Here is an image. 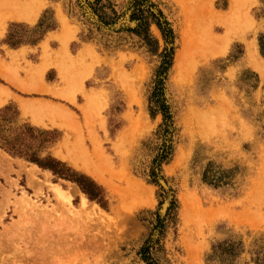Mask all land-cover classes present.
<instances>
[{
  "label": "rangeland",
  "instance_id": "obj_1",
  "mask_svg": "<svg viewBox=\"0 0 264 264\" xmlns=\"http://www.w3.org/2000/svg\"><path fill=\"white\" fill-rule=\"evenodd\" d=\"M198 1H12L42 13L0 36L26 55L11 71L52 69L43 80L56 91L0 78L17 100L43 103L0 110L19 112L15 127L55 133L41 159L103 196L0 147V264H264V0ZM88 162L106 183L81 169Z\"/></svg>",
  "mask_w": 264,
  "mask_h": 264
},
{
  "label": "trees",
  "instance_id": "obj_2",
  "mask_svg": "<svg viewBox=\"0 0 264 264\" xmlns=\"http://www.w3.org/2000/svg\"><path fill=\"white\" fill-rule=\"evenodd\" d=\"M160 29L163 31L164 36L167 37L166 31L162 26H160ZM170 34L173 33L171 32ZM149 41L153 42L156 47H159V42L157 40ZM9 45L12 47L17 46V44L14 43H9ZM262 50L264 52L263 44ZM171 66L172 53L167 56L165 71L167 72ZM161 85H163L162 82ZM167 116L168 114L165 113V117ZM18 118L19 112L13 107L0 110V147L13 157L25 159L44 170L53 172L55 176L61 179L78 184L82 191L87 194L92 201H100L103 196V190L94 181L78 175L65 164L51 157L41 159L39 153L49 149V147L55 143L56 139L53 137H55L56 134L53 132L40 131L30 126L15 127L14 125ZM35 142H38V144H35ZM207 179L208 177L205 178V180Z\"/></svg>",
  "mask_w": 264,
  "mask_h": 264
},
{
  "label": "crops",
  "instance_id": "obj_3",
  "mask_svg": "<svg viewBox=\"0 0 264 264\" xmlns=\"http://www.w3.org/2000/svg\"><path fill=\"white\" fill-rule=\"evenodd\" d=\"M9 0H0V6L2 7L5 6L6 9L8 8L11 12H8L6 11L5 9L3 10L2 8H0V10H3V11H0V19H4V21L2 22V24H4L3 26L1 25L0 26V36H1V40L3 41L4 38H7V34L9 32V25L11 23H28V24H31L28 20H24V19H21L18 17V15L20 17H22L24 14L23 12H19V11H16L17 9H15L16 12H13L14 10L10 8L9 4L10 3H13L12 0H10V2H8ZM8 2V5L6 4ZM14 5V4H13ZM12 5V6H13ZM4 8V7H3ZM14 8V7H13ZM7 9V10H8ZM13 10V11H12ZM8 13H6V12ZM11 15H10V14ZM13 13V14H12ZM20 13V14H19ZM22 13V14H21ZM22 15V16H21ZM13 17V19L11 18ZM18 17V18H17ZM39 20V19H38ZM38 22V21H37ZM37 23L35 24H31V25H36ZM4 27V28H3ZM62 29H58V30H55L53 32H50L49 34H47L46 38H48V36H51V35H55V34H58L61 32ZM67 37L66 36H62L60 38H63L65 39ZM2 46H0V48H3L5 47V50L6 52L5 53H8V57L11 61H7L6 62L4 60H2V58L0 57V74L3 76H0V78L2 80H4L7 84H9L10 86L16 88L17 90L22 91L23 93H27V94H35V90L36 91H42V90H47V91H56L54 89H51L48 87V85L44 82V78H46L47 80V76H49L52 72V69H49L47 72H44V74H42V80L40 83H35L34 82V73H33V70L34 71H37V72H40V68L42 67H45V66H40V67H36L35 69L34 68H31L29 69L28 67H25V69H22V70H17L18 74H13V72L11 71V68L15 71V68H14V65L18 62L17 58H21L22 59H25V52H21V53H17V51H20L22 48L18 49V50H15L13 48H10L7 44H5V42H2ZM44 43V41L42 42ZM72 43V42H71ZM68 46L70 44V41L68 40V42L66 43ZM52 45V43H50V46ZM66 45L68 51H69V47ZM39 47H40V44H39ZM38 48V46L36 47ZM3 55V54H2ZM29 70V71H28ZM9 71V72H8ZM20 71H23V73L26 74V78L25 80H23L22 78L19 77V73H21ZM28 71V72H27ZM46 71V70H45ZM28 73V74H27ZM46 73V74H45ZM44 77V78H43ZM5 78V79H3ZM25 78V77H24ZM56 78H58V72L56 73ZM10 81H9V80ZM17 84H16V83ZM47 82V81H46ZM51 83V82H50ZM13 84L19 86H13ZM22 88V89H20ZM26 89V92L24 91ZM0 90L3 94V98L7 100L6 104L4 106H6L9 101H15V102H18L19 104V107L20 109L25 113L26 111H29V109H31V107H39L41 104H43L42 102H36V101H32L33 99H29V98H23L24 100H21V99H18V96L16 94V92H13V90L11 89V87L9 86H5L3 84L0 83ZM28 90L30 93H28ZM34 90V92L32 93V91ZM9 96H8V95ZM37 94V93H36ZM39 94H43V92L39 93ZM7 95V96H6ZM21 97V96H19ZM22 98V97H21ZM17 100V101H16ZM34 104V106H33ZM3 106V107H4ZM2 108V107H1ZM66 110V109H65ZM67 112H70L69 110H67ZM73 112H71L70 114H72Z\"/></svg>",
  "mask_w": 264,
  "mask_h": 264
},
{
  "label": "bare ground",
  "instance_id": "obj_4",
  "mask_svg": "<svg viewBox=\"0 0 264 264\" xmlns=\"http://www.w3.org/2000/svg\"><path fill=\"white\" fill-rule=\"evenodd\" d=\"M6 1H7V0H6ZM12 1H13V0H12ZM185 1H186V0H185ZM185 1L182 0V3L185 2ZM201 1H202V0H201ZM201 1H198V2H201ZM233 1H235V0H233ZM8 2H10V0H9ZM8 2L6 3L7 5H8ZM28 2H29V1H28ZM202 2H204V1H202ZM205 2H206V1H205ZM238 2H239V1H238ZM15 3H17V2H13V3H10V4H9L10 8L14 10V11L12 10L13 12L19 11V10H16V11H15V9H16V7H14L15 5L12 6V5L15 4ZM42 4H43V3H42ZM201 4H202V3H201ZM201 4H199V6L196 4V5H197V8H196L197 11L203 6V5L201 6ZM20 5H21V2H20ZM196 5H195V6H196ZM17 6H18V5H17ZM44 6H45V4H44ZM44 6H43V7H44ZM185 6H188V5H185ZM195 6H194V9H195ZM232 6H233V2H232ZM3 7H4V8H3ZM13 7H14V8H13ZM0 8H2L3 10L5 9V10L8 11V12H11L8 8H7V9H8V10H7L6 7L3 6V5H2V7L0 6ZM27 8H28V7H27ZM30 9H31V8H30ZM30 9H28V12H25L26 10L22 8V11H23L24 15H23V16L21 15L22 17H20V16L18 15V17L21 18V19H24V20H28L31 24H35V23H37V21H38L40 15H41V13H42V9L37 8V7H34V8L32 9V11H30ZM190 9H192V6L190 7ZM3 10H0V11H3ZM24 10H25V11H24ZM200 10H201V9H200ZM200 10H199V11H200ZM6 11H5V12H6ZM8 12H6V13H8ZM193 13H194V12H193ZM9 14H10V13H9ZM12 14H13V13H12ZM19 14H20V13H19ZM21 14H22V13H21ZM195 14H196V13H195ZM10 15H11V14H10ZM196 15H197V14H196ZM227 15H228V17H230L231 19H233V18L231 17L232 15H230V13H229V14H226V15H224V16L221 15V16H222L221 18L223 19V17H224V19H225V16H227ZM229 15H230V16H229ZM18 17H17V18H18ZM219 17H220V16H219ZM11 18L13 19V17H11ZM226 18H227V17H226ZM227 21H228V19H227ZM229 21H230V20H229ZM31 24H30V25H31ZM3 25H4V24H3ZM3 25H2V26H3ZM225 25H227V24H225ZM225 25H224V26H225ZM229 26H230V25H229ZM226 27H227V26H226ZM230 27H232V26H230ZM3 28H4V27H3ZM227 28H229V27H227ZM229 30H230V28H229ZM229 35H230V34H229ZM209 39H210V38H209ZM209 39H208V40H209ZM210 40H212V39H210ZM229 40H230V39H229ZM67 42H68V41H67ZM211 42H212V41H211ZM223 42H224V40H223ZM226 43H227V42H226ZM65 45H67V44H65ZM224 45L226 46L225 42H224ZM228 45H229V44H228ZM67 46H68V45H67ZM227 47H228V46H226V48H227ZM64 48H67V47H64ZM90 51H91V50H90ZM186 51H187V50H186ZM186 51H185V52H186ZM183 53H184V51H183ZM252 53H253V51H251V53H249V54H252ZM181 54H182V53H181ZM185 54H186V53H185ZM183 55H184V54H183ZM187 55H188V53H187ZM255 56H256V55H255ZM255 56H254V57H255ZM186 57H187V56H186ZM249 57H250V56H249ZM251 57H252V56H251ZM179 58H180V57H179ZM183 58H184V57H183ZM252 58H253V57H252ZM255 58H257V57H255ZM177 59H178V57H177ZM180 60H183V59H180ZM180 60H177V62L180 61ZM256 61H257V60H256ZM178 65H179V64H178ZM178 65H177V67H178ZM179 66H180V65H179ZM254 66H255V65H254ZM34 69H35V68H34ZM45 69H46L45 67L40 68V71H41L40 73H41V74H44ZM28 71H29V70H28ZM28 71H27V72H28ZM33 71H34V70H33ZM8 72H9V71H8ZM262 72H263V71H262ZM37 73H38V72H37ZM1 74H2V73H1ZM1 74H0V76H2ZM27 74H28V73H27ZM36 76H38V75H36ZM2 77H3V76H2ZM41 77H42V75H41ZM3 79H5V78H3ZM8 80H9V79H8ZM9 81H10V80H9ZM15 83H16V82H15ZM16 84H17V83H16ZM14 85H15V84H13V86H14ZM15 86H17V85H15ZM17 87H19V86H17ZM20 89H22V88H20ZM22 90H23V89H22ZM22 90H21V91H22ZM24 91L26 92V89H25ZM30 92H31V91H30ZM30 92H29V90H28V93H30ZM33 92H34V90L32 91V93H33ZM39 93H41V92H39ZM7 95H8V94H7ZM7 95H6V96H7ZM8 96H9V95H8ZM75 100H76V99H75ZM6 102H7V100L3 98V94H2V92H1V90H0V108L3 107V106L6 104ZM33 106H34V104H33ZM34 108H35V106H34ZM35 109H36V108H35ZM40 109H41V108H40ZM48 109L50 110V107H49ZM59 109H60V108H59ZM36 110H37V109H36ZM42 110L44 111L45 108L42 109ZM42 110H40V111H42ZM60 110H61V109H60ZM23 111H24V110H23ZM82 111H83V110H82ZM31 114H32V113H31ZM47 115H48V114H47ZM83 115H84V114H83ZM85 116H86V113H85ZM50 118H51V117H50ZM60 118H61V117H60ZM44 119H46V118H44ZM61 119H62V118H61ZM71 119H72V118H69V120H71ZM73 119H75V118H74V115H73ZM73 119H72L71 122L74 121ZM36 120L39 121V119H36ZM47 120H48V119H47ZM90 120H91V119H90ZM90 120H89V121H90ZM39 122H40V121H39ZM55 122H56V121H55ZM34 123H35V121H34ZM36 123H37V122H36ZM67 123H68V121H67ZM69 123H70V122H69ZM69 123H68V124H69ZM56 124H57V123H56ZM71 124H72V123H71ZM38 125H39V124H38ZM39 126H40V125H39ZM60 126H61V124H60ZM68 126H69V125H68ZM61 127H63V126H61ZM93 136H94V135H93ZM92 138H93V137H92ZM94 144H96V143L94 142ZM96 147H97V144H96ZM99 147H101V146H98V149L93 148V150H96V153H97V150H99ZM78 148L80 149V148H82V147H79V146H78ZM80 150H82V149H80ZM100 150H101V149H100ZM101 152H102V151H100V153H99L100 155H101ZM82 153H83V152H82ZM96 153H95V157H96ZM72 154H73V153H72ZM99 154L97 153V155H99ZM75 155H76V154H75ZM64 156H65V155H64ZM76 156H77V155H76ZM82 156H84V155H82ZM101 156L104 157V156H103V152H102V155H101ZM101 156H99V157L101 158ZM61 157H63V156H61ZM65 157H66V156H65ZM79 157L82 158L81 156H79ZM84 157L86 158V156H84ZM84 157H83V158H84ZM99 157H98V158H99ZM66 158H67V157H66ZM83 158H82V160H85V158H84V159H83ZM89 158H90V157H87L88 160H90ZM96 158H97V157H96ZM100 158H99V159H100ZM61 159H63V158H61ZM71 159H72V158H71ZM103 159L105 160V158H103ZM64 160H65V159H64ZM80 160H81V159H80ZM97 160H98V159H97ZM66 161H67V160H66ZM106 161H107V159H106ZM67 162H68V161H67ZM80 162H81V161H80ZM102 162H103V160H102ZM104 162H105V161H104ZM85 163H86V162H85ZM77 164H78V163H77ZM77 164H76V166L78 167L79 164H78V165H77ZM82 164H83V162H82ZM91 165H92V164H91ZM94 165H95V164H93L92 168H96ZM100 167H101V164H100ZM79 168H80V167H79ZM81 169H83L84 171H86L87 173H89L91 176H93L95 179H97V180H99V181H103V180H104V176H102V175L100 174L101 172L97 173L98 171L95 172V171H93V170L91 169V166L89 165V162H88L87 164L83 165V166L81 167ZM96 169H98V167H97ZM102 177H103V178H102ZM32 179H33V177H32ZM105 181H106V180H104L103 183H104ZM105 183H106V182H105ZM132 184H133V183H132ZM129 185H130V183H129ZM131 186H132V185H131ZM131 186H130V187H131ZM134 186H135V185H134ZM137 186H138V185H136L134 188H136ZM112 187H113V186H112ZM134 188H133V189H134ZM129 189H131V188H129ZM133 189H132V191H133ZM137 190H138V189H137ZM129 191H130V190H129ZM132 191H131V192H132ZM135 191H136V190H135ZM133 192H134V191H133ZM127 194H128V193H127ZM69 195H71V194H69ZM69 195H68V196H69ZM123 195H124V194H123ZM68 196H67V197H68ZM71 196H73V194H72ZM69 199H70V198H69ZM69 199H68V200H69ZM82 202H83V206H84V207H86V206L88 205V200L86 199V197H83Z\"/></svg>",
  "mask_w": 264,
  "mask_h": 264
},
{
  "label": "water",
  "instance_id": "obj_5",
  "mask_svg": "<svg viewBox=\"0 0 264 264\" xmlns=\"http://www.w3.org/2000/svg\"><path fill=\"white\" fill-rule=\"evenodd\" d=\"M120 26L121 25H119L118 27H120ZM159 181H160L161 185H163L164 187H166V184H165V182L162 179H159ZM169 206H170V202L167 204V208H166L165 212L167 211V209L169 208ZM164 215H165V213L162 214V216H164Z\"/></svg>",
  "mask_w": 264,
  "mask_h": 264
}]
</instances>
